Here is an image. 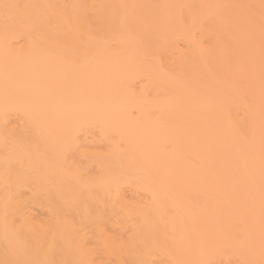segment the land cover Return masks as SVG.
<instances>
[{
    "label": "bare ground",
    "instance_id": "bare-ground-1",
    "mask_svg": "<svg viewBox=\"0 0 264 264\" xmlns=\"http://www.w3.org/2000/svg\"><path fill=\"white\" fill-rule=\"evenodd\" d=\"M0 264H264V0H0Z\"/></svg>",
    "mask_w": 264,
    "mask_h": 264
}]
</instances>
